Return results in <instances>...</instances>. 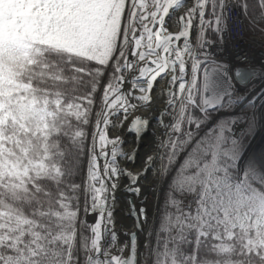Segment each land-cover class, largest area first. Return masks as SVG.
Segmentation results:
<instances>
[{
	"label": "snow or ice",
	"instance_id": "1",
	"mask_svg": "<svg viewBox=\"0 0 264 264\" xmlns=\"http://www.w3.org/2000/svg\"><path fill=\"white\" fill-rule=\"evenodd\" d=\"M180 3L0 0L9 24L0 64L11 70L0 89V264H81L74 238L88 228V215L99 214L105 185L118 178L112 158L119 141L109 133L137 96L152 102L149 81L170 82L177 104L198 103L201 74L213 67L205 50L223 41L231 9L229 0H190L172 27L168 15ZM241 4L264 37V0ZM134 77L143 78L140 87L129 84ZM89 145L90 178L77 184L71 177ZM180 147L169 145L168 162ZM208 204L195 215L177 206L170 264H264V202L241 200L223 211ZM108 222L105 213L90 229L88 264H113L101 241Z\"/></svg>",
	"mask_w": 264,
	"mask_h": 264
},
{
	"label": "bare ground",
	"instance_id": "2",
	"mask_svg": "<svg viewBox=\"0 0 264 264\" xmlns=\"http://www.w3.org/2000/svg\"><path fill=\"white\" fill-rule=\"evenodd\" d=\"M193 3V1H192ZM188 5V4H187ZM170 25L174 24L172 20H169ZM193 34H196L197 29L195 27ZM243 52H247L249 56L255 57L250 53V49L240 48L237 53H242L240 58H245V61H249V57ZM260 61H264V52H260ZM256 58V57H255ZM219 68H229L227 66L220 65ZM257 69V68H256ZM263 73V79L260 83L255 81L251 86L258 84V91L264 95V64L260 63V67L257 69ZM223 81L221 83L226 84L227 78L223 74ZM129 84L131 85L130 81ZM229 84V82L227 83ZM216 86L215 93H218L222 87H225V91L228 86ZM132 86V85H131ZM163 83L158 84L156 93H152V102L142 97H136V103L131 105L132 111L127 113V116L120 120L119 124L115 125L114 133H109V137L122 140L116 149H113V158H116V174L118 178L111 182L113 186L105 185L104 193V205L99 208V214L93 213L88 219L89 232L96 224L101 223L105 213L109 216V222L105 226L108 228V236L105 243L102 242V247L105 250V254H111L113 257V264H124V260L127 258L130 249V243L128 236L134 234L136 236L132 243V258L135 264H143V257L146 249V245L150 236V230L153 224L156 222V204L159 200L160 185L158 183L157 175V159L158 153L161 148L165 132L174 122V110L171 111V104L165 101L163 89ZM213 86V83H212ZM247 88L241 90V96L244 99L252 102L254 94L249 93ZM258 91L257 94L259 93ZM232 93L230 88L229 94ZM261 97V96H259ZM213 97L208 98L205 96L204 103L206 106L213 104ZM254 103V102H253ZM169 109V117H163L161 115L160 122L163 124L161 128L155 123L157 122V115L159 112H164ZM171 111V113H170ZM259 112V111H258ZM262 112V113H261ZM259 117H264V112L260 111ZM118 119V118H117ZM170 124V125H168ZM246 124V123H245ZM243 123H241V126ZM259 125V124H258ZM168 126V127H167ZM260 127V126H259ZM257 135L260 137L262 127L258 129ZM264 136V135H263ZM263 149V156L257 162L264 169V137L261 143ZM111 146H109L110 149ZM258 159V157H257ZM253 161V160H252ZM255 162V161H254ZM102 163V161H101ZM132 195V196H131ZM114 197V201H111ZM125 197H131L134 205L135 212L140 222V229L135 227V221L128 215V206ZM130 198V199H131ZM158 219V216H157ZM142 220V222H141ZM91 244L95 240V234L91 232L89 235ZM154 237H152V241ZM88 264V261H86Z\"/></svg>",
	"mask_w": 264,
	"mask_h": 264
},
{
	"label": "trees",
	"instance_id": "3",
	"mask_svg": "<svg viewBox=\"0 0 264 264\" xmlns=\"http://www.w3.org/2000/svg\"><path fill=\"white\" fill-rule=\"evenodd\" d=\"M239 1L241 3V0ZM248 9L254 14L255 5L249 3ZM243 13V19L248 21L245 18L248 13L245 11ZM210 38L215 39L214 37ZM262 38L264 39V37ZM10 71L5 65L0 64V89L6 87ZM249 109V106L247 109L245 108L248 111ZM185 111L188 113L187 117H185ZM212 115V112L209 115H203L196 107H187L183 113L182 133L167 142L162 159L167 184L158 214L151 264H170L171 257L168 254L174 247L169 241L170 221L177 214V206L184 212L195 215L201 210L202 202L208 204L205 198L206 193L216 197L212 204H208V207L219 205L222 211L241 200L264 202V180L259 181L251 176H248L241 184L237 180V159L251 137L249 128L239 140L229 144L228 130L222 132V130L215 129L210 133L202 130V126ZM193 141L194 144L190 147ZM176 143L182 144V147L176 151L175 158L168 162L169 145L174 146ZM189 147L190 149L187 151ZM81 148L83 149L84 146L82 145ZM186 151L187 153L172 174L179 163L178 159ZM85 160L86 149L81 151L77 167L71 177L77 184L83 182ZM202 169L204 171H201ZM193 177L197 178L195 182ZM197 191L200 195L193 198ZM183 199H191L189 207H183ZM88 238V229L83 228L74 238L73 251L82 262L85 260ZM183 251L190 252L191 246H183Z\"/></svg>",
	"mask_w": 264,
	"mask_h": 264
},
{
	"label": "water",
	"instance_id": "4",
	"mask_svg": "<svg viewBox=\"0 0 264 264\" xmlns=\"http://www.w3.org/2000/svg\"><path fill=\"white\" fill-rule=\"evenodd\" d=\"M190 2V0H181V3L174 9H172L168 15V20H172L174 22V24H172V27H177L179 25L178 22V14L181 12V10L187 6V4ZM198 32V30H197ZM193 34V30H192V40L193 38L196 37L197 35ZM223 74L226 75L227 78V82L226 84L229 82V84H227L228 88L230 87L231 90L233 88V86L237 87V88H243V87H247L251 81L255 78L261 77L263 79V73H261L259 70L257 69H246V68H241V67H229L227 68H219V67H207L206 71H205V75H206V79H205V75H204V95H203V99L205 100V96L207 95L208 98L213 97V104H210L208 106L205 105L204 103V108L203 111L207 110H214L216 108H218V111L220 112V109L222 107V101L224 96L229 94V90L230 88L225 91V87H222V89H220V91L216 94L215 93V87L216 86H222L225 85L224 83H221L223 81ZM261 79V81H262ZM132 87H140L141 84H143V78L142 77H134L131 81H130ZM160 83H163L164 85V93L167 95L168 100L166 101L168 103V105L170 104L169 102L171 101V97H172V91L171 88L168 87V84L170 82L166 81L165 79H161L159 81H156L155 84L153 85V81H149L148 84V88L149 91L152 92V90H155L156 86ZM213 83V86H212ZM216 85V86H215ZM215 86V87H214ZM259 86L257 87V89L255 91H253V93L256 95L254 96V99L252 100V105H253V112H252V116H253V121L254 124L256 126V132L255 134L252 136V138L249 140L248 144L246 145L244 151L242 152V154L240 155L238 161H237V173H238V183H241L244 179H246V177L251 176L253 178H256L257 180L261 181L264 180V174L261 172H259V168L260 170H263V168L256 163L260 162L259 159L262 158L263 156V152H261V150L263 149V146L261 145L262 141H263V135H264V117H259V115L262 113H260V111L264 112V95L262 92L258 91ZM258 91L259 93L257 94ZM261 96V97H259ZM254 102V103H253ZM259 111V112H258ZM164 112H159L158 114V118L157 120L160 123V126L163 127V124H161L160 119H161V114H163ZM259 124V125H258ZM260 126V127H259ZM262 127V133L263 135H261L260 137L259 134L257 135V132L259 131L258 129H260ZM173 128V127H172ZM172 128L168 129L165 132V137L164 140L166 138V136L171 132ZM163 140V141H164ZM258 157V159H257ZM253 160V161H252ZM255 161V162H254ZM111 201H114V197H112ZM128 204H129V209H130V214L129 216L135 221V227L137 230L140 229V222L139 219L137 217V214L135 212L134 209V205L132 202V199L128 198ZM158 206V202L156 204ZM91 215V214H90ZM90 215L87 216V221L90 217ZM142 222V220H141ZM89 228V225H88ZM108 236V228L104 225L101 228V241L103 243H105L106 238ZM136 236L134 234H131L128 236V241L130 243V249H129V254L127 256V258L124 260V264H135V261L132 258V243L134 242ZM87 263V262H86Z\"/></svg>",
	"mask_w": 264,
	"mask_h": 264
},
{
	"label": "rangeland",
	"instance_id": "5",
	"mask_svg": "<svg viewBox=\"0 0 264 264\" xmlns=\"http://www.w3.org/2000/svg\"><path fill=\"white\" fill-rule=\"evenodd\" d=\"M192 1H193V5H194V0H192ZM236 1H237L236 5L239 8L240 13L242 14V16H241L242 21L246 24V31H245L246 34L247 35H252L253 37H257V38H259V40H261V41L264 42V39L261 36H259L251 28V26L249 24V21L243 19V14H244L243 13L244 11H242V7L243 6H242V4L240 3L239 0H236ZM6 15H7L6 6L5 5H0V40H2L6 36V34H7V28L9 27V24H8V22L6 20ZM198 41H199V34L197 32V35L195 37V42H198ZM209 57H210L209 55H206V58H209ZM210 63L213 65V67H218V65L212 63V59L211 58H210ZM206 69H207V66H206ZM204 75H205V73H202L201 74L200 84H199V87L197 89V91L199 93L198 103H192V101H188V103H192V107H196L198 109V111L201 114H203V115L204 114H208L209 115V113H211V112L213 113V115H212L213 117L211 116L210 118H208L207 121L202 126V130L204 132L210 133V132H212L215 129H217L219 131L222 130V132H224L225 130H228V143L229 144H233L237 140H233L232 141V138L230 136V133H231L230 130L232 128V125L238 120V119L236 120L235 118H237V115L240 112H236L235 113V111H236V108H239L240 107L239 104H243L244 96L235 97L231 103L227 104L222 109V111H221L222 114H219L220 112L218 111V108H216L214 110H210V111H207V110L203 111V108H204L203 95H204V85H205V83H204V81H205L204 80ZM156 88H155V90H152L151 94L152 93L154 94V93H156L158 91V89L156 90ZM161 88L164 89V87H162V86H161ZM163 92H164V90H163ZM164 96H165V101H167L168 100V97H167V95L165 93H164ZM230 96H231V94L224 96L222 103L226 102V100ZM169 103L172 106L171 111L173 112V110H174V113H175L174 114V122L168 128V129H170V128L173 127L172 130H171V132L166 136L165 140L163 138L164 141H162L161 148H160L159 153H158V159H157V165H156V167H157V170H156L157 171V174H155V175H157L156 177L158 178V183L160 185V195H159V200H158V206L156 205V207H155L156 210L154 211V212H156V222L153 224V226H152V228L150 230V236H149V239H148V242H147V245H146V249H145V253H144V257H143V264H151L152 251H153V241H152V237L155 238V232H156L157 221H158L157 216L159 214V210H160V206H161V201H162L163 194H164V192L166 190L167 180H165L166 178H165V174H164V170H163V166H162L163 153H164L165 147L167 145V142L172 137H176L180 133H182V126L181 125H182L183 113H184V110L187 108V104H185V103L177 104L175 101L172 100V98H171V101ZM243 107H245V106H243ZM249 107H250L249 111L248 110H245V108L247 109L248 107H245L242 110L243 119H245L246 116H247V118H246L247 119V124H246L245 129L242 132V135H240V137L238 138V140L243 135H245V132L247 131L248 128H249L248 131H249V133L251 135L250 139L252 138V136L256 132V126L254 124L253 116H252L253 107L252 106H249ZM168 111H169V109L166 110V114L163 113L161 115L163 117H169L170 114L167 113ZM171 111H170V113H171ZM156 117L158 118V115ZM213 118H218V119L214 121ZM156 121L157 122H155V123L161 128L159 121L158 120H156ZM212 121H214V122H213L211 128H209V125L211 124ZM168 125H170V124H168ZM249 140H248V142H249ZM118 141H119V143L122 142V140H120L119 138H118ZM194 141H193V143H191L190 147L194 144ZM248 142H247V144H248ZM246 145H245V147H246ZM190 147L187 149V151H189ZM245 147H244V149H245ZM244 149H243V151H244ZM187 151L184 154H182L181 157L178 159L179 160V163L176 165V167L172 171V174L176 170L177 166L180 164V161L185 156V154L187 153ZM242 152H241V154H242ZM240 155H239V157H240ZM238 159H237V161H238ZM92 160H93V157L91 156V146L89 145L86 148L85 172H84V175H83V182L85 183V185H87V180L90 178V173H91L92 168H93ZM113 162H114V166H116V164H117L116 158L113 159ZM258 170H259V172H261V174L262 173L264 174V169L263 170H260V168H259ZM237 171L238 170H237V164H236V174H237V180H238V173H237ZM172 174H171V176H172ZM245 180L246 179H244L241 183H243ZM199 195H200L199 194V191H197L195 193V195L193 196V198H196ZM128 198H131V197H125V200H126V203H127V206H128V215H129L130 214V209H129V204H128ZM190 203H191V199H183L182 200L183 207H185V208L189 207V204ZM88 234L89 235L91 234V232H89V229H88ZM91 243H92L91 242V239L88 238L87 250H90L91 249V247H92V244ZM86 261L87 260H84L83 262L81 261V264H85Z\"/></svg>",
	"mask_w": 264,
	"mask_h": 264
},
{
	"label": "built area",
	"instance_id": "6",
	"mask_svg": "<svg viewBox=\"0 0 264 264\" xmlns=\"http://www.w3.org/2000/svg\"><path fill=\"white\" fill-rule=\"evenodd\" d=\"M236 3V0H229L228 7L231 9V15L227 21L223 41L216 40L205 50V53L210 55L219 65L258 69L260 63L264 64L263 60L260 61L259 55L260 52H264V42L257 37L246 34V24L242 21L241 13ZM240 48L250 49V53L256 58L249 56L247 52H243L249 57L250 63L245 61V58L241 59L240 55L242 53H237ZM241 123H243L242 126ZM245 123L247 124L246 118L238 120L232 125L230 130L232 140H236L242 135L246 126ZM212 124L209 125V128H211Z\"/></svg>",
	"mask_w": 264,
	"mask_h": 264
}]
</instances>
